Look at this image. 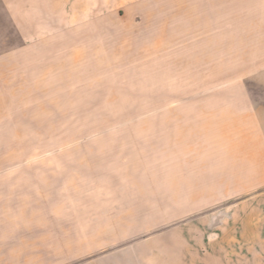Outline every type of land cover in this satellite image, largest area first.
Returning a JSON list of instances; mask_svg holds the SVG:
<instances>
[{"label": "rangeland", "instance_id": "374dc122", "mask_svg": "<svg viewBox=\"0 0 264 264\" xmlns=\"http://www.w3.org/2000/svg\"><path fill=\"white\" fill-rule=\"evenodd\" d=\"M186 6L97 0V17L66 19L64 65L43 82L4 56L17 121L0 129V264H264L262 206L199 171L218 123L207 91L235 67L232 51L202 54Z\"/></svg>", "mask_w": 264, "mask_h": 264}, {"label": "crops", "instance_id": "0c3cea01", "mask_svg": "<svg viewBox=\"0 0 264 264\" xmlns=\"http://www.w3.org/2000/svg\"><path fill=\"white\" fill-rule=\"evenodd\" d=\"M186 1L187 17L198 19L196 29L193 22L188 26L189 33L201 34L198 49L203 55L210 50L232 51L230 63L235 67L231 76L222 78L228 88L207 91L206 96L214 99L212 107L218 110V123H204L210 134L209 138L204 134L201 148L196 149L201 177L212 178L213 193L241 198L237 205L256 200L264 209V0ZM85 2L89 6L83 8L82 0H0V50L4 51L0 63L6 55L18 59L25 54L26 61H31L26 63H31L27 76L46 81L43 76L54 70L50 65H64L66 19L97 17L92 15L97 0L93 7L91 0ZM76 26L69 33H81ZM1 74L0 70L1 82H17L11 75L2 79ZM16 89L10 96L17 95ZM38 92L42 93L37 97L57 96L53 89ZM3 95L0 86V99ZM0 105L7 102L0 101ZM4 109L0 106V129H7L3 124L7 122L12 129L17 118L12 107Z\"/></svg>", "mask_w": 264, "mask_h": 264}]
</instances>
